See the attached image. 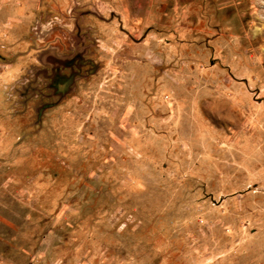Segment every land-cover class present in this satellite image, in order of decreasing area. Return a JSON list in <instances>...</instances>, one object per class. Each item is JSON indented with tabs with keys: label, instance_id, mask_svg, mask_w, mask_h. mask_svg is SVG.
<instances>
[{
	"label": "rangeland",
	"instance_id": "rangeland-1",
	"mask_svg": "<svg viewBox=\"0 0 264 264\" xmlns=\"http://www.w3.org/2000/svg\"><path fill=\"white\" fill-rule=\"evenodd\" d=\"M0 264H264V0H0Z\"/></svg>",
	"mask_w": 264,
	"mask_h": 264
}]
</instances>
